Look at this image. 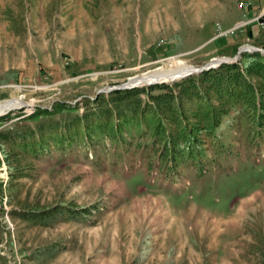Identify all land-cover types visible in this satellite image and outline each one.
Instances as JSON below:
<instances>
[{"label": "rangeland", "instance_id": "obj_1", "mask_svg": "<svg viewBox=\"0 0 264 264\" xmlns=\"http://www.w3.org/2000/svg\"><path fill=\"white\" fill-rule=\"evenodd\" d=\"M263 11L0 0V264H264ZM174 59L230 62L118 89Z\"/></svg>", "mask_w": 264, "mask_h": 264}, {"label": "bare ground", "instance_id": "obj_2", "mask_svg": "<svg viewBox=\"0 0 264 264\" xmlns=\"http://www.w3.org/2000/svg\"><path fill=\"white\" fill-rule=\"evenodd\" d=\"M248 50H252L256 47L245 46ZM250 48V49H249ZM252 48V49H251ZM224 59H216L210 63L211 66H219ZM227 60V59H225ZM192 68V69H191ZM188 68L184 62L180 60H172L171 69H158L153 72L144 74L138 78L132 80L129 87H145L160 83H172L174 80H180L185 74H188L195 70L194 67ZM22 107H29L22 98H13L11 100L0 102V116H4L14 110L21 109Z\"/></svg>", "mask_w": 264, "mask_h": 264}, {"label": "water", "instance_id": "obj_3", "mask_svg": "<svg viewBox=\"0 0 264 264\" xmlns=\"http://www.w3.org/2000/svg\"><path fill=\"white\" fill-rule=\"evenodd\" d=\"M243 52H259V53L264 54V50H262V49L254 48V49H252V50H248L246 47H243L242 49H240L238 55H241ZM238 57H239V56H238ZM212 62H213V61H212ZM229 62H230V60H222V62H221V64H220L219 66H221L222 64H225V63H229ZM219 66L215 67V66H211L210 64H208L207 66H204V67H202V68H195L194 71H192V72H190V73H188V74H185V75L180 79V81H181V80H184V79H187L188 77L193 76V75H200V74L203 73L204 71H207V70H210V69H213V68H218ZM132 80H134V78L131 79V80H129L128 83L124 84L123 86H121V87L118 88V89H126V88H128V87H129L128 84H129ZM176 82H178V81H176V80L173 81V83H176ZM173 83H171V84H173ZM168 84H170V83H168ZM133 87H134V86H133Z\"/></svg>", "mask_w": 264, "mask_h": 264}, {"label": "built area", "instance_id": "obj_4", "mask_svg": "<svg viewBox=\"0 0 264 264\" xmlns=\"http://www.w3.org/2000/svg\"><path fill=\"white\" fill-rule=\"evenodd\" d=\"M243 6H245V7H247L248 6V4H247V6L245 5V4H243ZM259 20V19H258ZM242 25H246V24H241V25H237L235 28H232V29H230V30H222L221 29V27L218 29L219 30V37H225V38H229V37H231V36H234L236 33H237V30L242 26ZM260 25L262 26V27H264V22H260Z\"/></svg>", "mask_w": 264, "mask_h": 264}, {"label": "crops", "instance_id": "obj_5", "mask_svg": "<svg viewBox=\"0 0 264 264\" xmlns=\"http://www.w3.org/2000/svg\"><path fill=\"white\" fill-rule=\"evenodd\" d=\"M262 16H264V11L263 12H259V13H253L251 15V18L248 20V23H250L252 20L255 21L257 20L258 18L260 19ZM250 21V22H249ZM238 22H236L235 24H237ZM252 24V23H251ZM261 27L260 23H257V24H253L250 26L249 28V31L251 33V35H256V31H257V27ZM234 26H232L231 28H233ZM257 36V35H256Z\"/></svg>", "mask_w": 264, "mask_h": 264}, {"label": "trees", "instance_id": "obj_6", "mask_svg": "<svg viewBox=\"0 0 264 264\" xmlns=\"http://www.w3.org/2000/svg\"><path fill=\"white\" fill-rule=\"evenodd\" d=\"M260 20H264V16L261 17V18L259 19V21H260ZM254 56L256 57V62H257V64H258L260 67H264V54L259 53V52H256V54H255ZM254 56H253V59H255ZM252 62H254V61H252ZM223 67H224V66H222V68H223ZM227 67H228V66H226V69H227ZM205 73H206V74H205ZM203 75L206 77V76L208 75V72H204Z\"/></svg>", "mask_w": 264, "mask_h": 264}]
</instances>
